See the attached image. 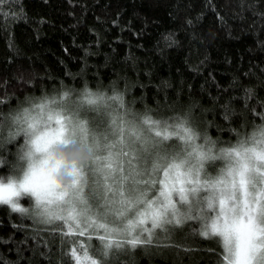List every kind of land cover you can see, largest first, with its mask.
<instances>
[{"label":"trees","instance_id":"trees-1","mask_svg":"<svg viewBox=\"0 0 264 264\" xmlns=\"http://www.w3.org/2000/svg\"><path fill=\"white\" fill-rule=\"evenodd\" d=\"M85 89L119 92L129 111L154 119L188 113L194 129L234 144L264 124V0H0V108L64 92L71 104ZM23 143L0 155L13 159ZM49 228L0 205V264H64L62 239L85 242ZM174 239L194 251L154 244L120 260L215 264L214 241Z\"/></svg>","mask_w":264,"mask_h":264},{"label":"snow or ice","instance_id":"snow-or-ice-1","mask_svg":"<svg viewBox=\"0 0 264 264\" xmlns=\"http://www.w3.org/2000/svg\"><path fill=\"white\" fill-rule=\"evenodd\" d=\"M69 96L0 108V151L23 137L16 155L29 161L20 180L13 179L19 165L7 182L0 175V205L23 213L18 198L30 194L46 217L37 223L62 238L84 237L75 248L62 239L64 264H124L121 256L154 244L194 251L177 235L214 241L215 264H264V124L244 138L237 132L233 144L194 129L188 113H133L119 92L85 89L66 104ZM76 145L92 157L57 154ZM8 164L0 155V168ZM61 172L71 179L59 180Z\"/></svg>","mask_w":264,"mask_h":264},{"label":"clouds","instance_id":"clouds-1","mask_svg":"<svg viewBox=\"0 0 264 264\" xmlns=\"http://www.w3.org/2000/svg\"><path fill=\"white\" fill-rule=\"evenodd\" d=\"M19 108H17L18 110ZM7 127L4 130V135L7 136ZM3 151H0V154H2ZM57 154L58 155H64L66 157H68L69 159H79V160H88L92 157L93 153L91 152V150H89L86 146H82V145H76L72 148H68L65 149L63 147L58 148L57 149ZM13 159L8 160L9 164L6 165V167L8 168V173L5 175H2L5 179V182H7V178L11 172L12 166L13 165H19V167H17L15 174L13 175V179L15 180H20L23 177V172L27 171L28 169V165H29V161L27 158H25L24 160L20 161L15 153H11ZM59 180L67 182L71 179L70 176L64 174L63 172L60 173ZM24 199H28L30 201L28 206H25L24 204L21 203L22 200ZM18 203H19V207L24 209L23 213H20L22 215H27L30 218H32L35 221H40L44 218H46L43 213H42V206L37 205L36 199L35 197H32L30 194H25V193H21V195L18 198Z\"/></svg>","mask_w":264,"mask_h":264},{"label":"rangeland","instance_id":"rangeland-1","mask_svg":"<svg viewBox=\"0 0 264 264\" xmlns=\"http://www.w3.org/2000/svg\"><path fill=\"white\" fill-rule=\"evenodd\" d=\"M68 102V101H65V103Z\"/></svg>","mask_w":264,"mask_h":264}]
</instances>
